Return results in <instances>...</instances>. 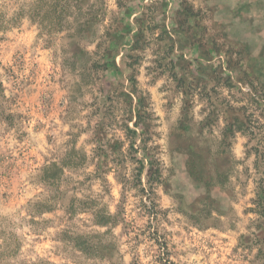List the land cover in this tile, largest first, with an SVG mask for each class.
<instances>
[{
  "label": "rangeland",
  "instance_id": "rangeland-1",
  "mask_svg": "<svg viewBox=\"0 0 264 264\" xmlns=\"http://www.w3.org/2000/svg\"><path fill=\"white\" fill-rule=\"evenodd\" d=\"M1 246L264 264V0H0Z\"/></svg>",
  "mask_w": 264,
  "mask_h": 264
},
{
  "label": "trees",
  "instance_id": "trees-1",
  "mask_svg": "<svg viewBox=\"0 0 264 264\" xmlns=\"http://www.w3.org/2000/svg\"><path fill=\"white\" fill-rule=\"evenodd\" d=\"M150 165H153V162L151 161ZM153 178V174L150 175L149 179ZM0 264L3 263L7 258H10L9 256L13 255L15 250H11L9 247H7L5 250L2 249V246L0 247ZM17 248V247H16ZM9 254V255H7Z\"/></svg>",
  "mask_w": 264,
  "mask_h": 264
}]
</instances>
